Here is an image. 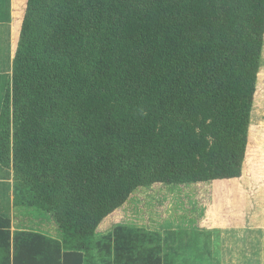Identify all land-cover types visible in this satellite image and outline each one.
Instances as JSON below:
<instances>
[{
    "label": "trees",
    "instance_id": "obj_1",
    "mask_svg": "<svg viewBox=\"0 0 264 264\" xmlns=\"http://www.w3.org/2000/svg\"><path fill=\"white\" fill-rule=\"evenodd\" d=\"M263 46L264 0H28L0 165L63 235L0 216V264H165L97 229L141 186L242 176Z\"/></svg>",
    "mask_w": 264,
    "mask_h": 264
},
{
    "label": "rangeland",
    "instance_id": "obj_2",
    "mask_svg": "<svg viewBox=\"0 0 264 264\" xmlns=\"http://www.w3.org/2000/svg\"><path fill=\"white\" fill-rule=\"evenodd\" d=\"M27 2L0 0V32L8 34L10 61L8 73L0 74L3 99L12 89ZM240 178L209 181L204 185L141 186L122 207L104 219L97 237L106 236L117 227L142 232L154 243L145 239L139 248L161 246L165 264H221L220 255H227L226 247L234 252L233 244L241 248L239 258L243 264H264V46ZM0 179L14 185L13 165L1 168ZM12 226L38 229L55 237L63 235L54 214L32 207H20Z\"/></svg>",
    "mask_w": 264,
    "mask_h": 264
},
{
    "label": "crops",
    "instance_id": "obj_3",
    "mask_svg": "<svg viewBox=\"0 0 264 264\" xmlns=\"http://www.w3.org/2000/svg\"><path fill=\"white\" fill-rule=\"evenodd\" d=\"M7 39H8V34L5 33L4 35H2L0 32V74L8 73L9 67H10V65H9L10 64L9 49L6 46L7 45V42H6ZM1 95H2V86L0 84V107L2 108V105H3L2 102L3 101H1V99H3V98L1 97ZM1 108H0V112H1ZM1 168H3V167L0 165V170H1ZM4 169H6V168H4ZM238 179H241V178H237L235 180H238ZM196 185H204V183H196ZM18 209L20 210V207L15 205L13 183L8 181V183L5 184V183H2V180L0 179V216L10 218L13 221L14 215L17 213V211L19 212ZM33 209H35V208H33ZM14 227L15 226H12V232L13 233L16 231H31V232L43 234V235L48 236V237H52L53 239H56V240H62V235H60V236L58 235L59 237H55L54 235H48L46 233L38 231V229H32V228H28V227H20L18 229L17 228L15 229ZM202 233H204V232H202ZM231 248L234 250V252L230 251L226 247V249H227L226 254L227 255H225V254H222V256L220 255L221 264H243L241 259L239 258L240 253H241V248L238 249L237 244H233L231 246ZM12 253H13V250H12ZM224 255H225V257H224Z\"/></svg>",
    "mask_w": 264,
    "mask_h": 264
}]
</instances>
